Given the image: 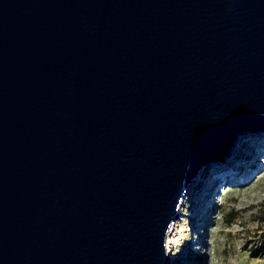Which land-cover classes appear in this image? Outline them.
<instances>
[{
	"label": "water",
	"instance_id": "water-1",
	"mask_svg": "<svg viewBox=\"0 0 264 264\" xmlns=\"http://www.w3.org/2000/svg\"><path fill=\"white\" fill-rule=\"evenodd\" d=\"M264 129V0H0V264H167L202 164Z\"/></svg>",
	"mask_w": 264,
	"mask_h": 264
},
{
	"label": "rangeland",
	"instance_id": "rangeland-1",
	"mask_svg": "<svg viewBox=\"0 0 264 264\" xmlns=\"http://www.w3.org/2000/svg\"><path fill=\"white\" fill-rule=\"evenodd\" d=\"M243 141L226 161L236 155L240 170L256 168L242 179L218 176L212 192L205 186L219 165L199 171L174 220L171 251L165 245L167 264H264V132Z\"/></svg>",
	"mask_w": 264,
	"mask_h": 264
},
{
	"label": "bare ground",
	"instance_id": "bare-ground-1",
	"mask_svg": "<svg viewBox=\"0 0 264 264\" xmlns=\"http://www.w3.org/2000/svg\"><path fill=\"white\" fill-rule=\"evenodd\" d=\"M263 132H264V129H262V130H256V131H246V132H242V133L237 134V136L234 139L233 147H232L229 155L227 156V158H225V159H218V158L217 159H213V160H211L209 162H206V163H204V164L201 165L200 171H202V172L206 168H208L210 166H214V165L217 166V165H219V167H220V168L218 167L217 169H214L210 173L212 175V177H211V175L208 177V179H207L208 181H207L206 186H205V189H206L207 192H212L213 186H214L213 184L217 183V181L220 180V179H218V176H220V178H223V180L221 179L223 182L224 181L234 180V179H237V178L242 179V178H244L247 175V173H248L249 170H251L252 168L253 169L256 168L257 164L251 162L243 170L242 169L240 170V168H238V166H237L238 161H239V157L236 156V155H234L235 157H233V161H226V160L228 158H229L228 160H230V156L235 152V150L237 149L239 143L241 141H243V139H245L246 137L247 138L252 137L253 133H259V135H260ZM191 184H192V182L189 184V186ZM189 186L186 189V192H185L183 198L180 200V203H179L178 208H177V211L178 212L181 211V209H182V207H183V205L185 203L184 200H185V198L187 196V193H188V190L190 188ZM200 199H203V196ZM203 201H205V200H203ZM203 204H204V202H203ZM205 205H206V203L203 205V207H205ZM174 229H175V222L172 221L171 224H170V226H169V228H168V231L166 233L165 245H166V249L168 251H171V244H172V242H171V234H172V231H174Z\"/></svg>",
	"mask_w": 264,
	"mask_h": 264
}]
</instances>
